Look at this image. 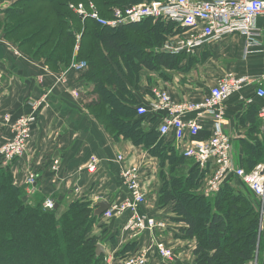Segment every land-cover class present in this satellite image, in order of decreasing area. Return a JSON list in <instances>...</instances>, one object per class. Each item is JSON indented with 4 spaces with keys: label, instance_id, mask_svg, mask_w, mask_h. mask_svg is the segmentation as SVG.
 Segmentation results:
<instances>
[{
    "label": "trees",
    "instance_id": "obj_1",
    "mask_svg": "<svg viewBox=\"0 0 264 264\" xmlns=\"http://www.w3.org/2000/svg\"><path fill=\"white\" fill-rule=\"evenodd\" d=\"M8 1V6L0 7L4 37L55 71L86 61L82 77L97 98L87 105L91 113L114 137L142 145L159 159L158 205L169 207L177 221L186 223L182 236L195 240L191 264H247L261 258V204L252 198V191L246 185L247 192L238 187L231 176L217 193H202L213 168H201L177 151L167 140L169 136L160 134V113H137L141 102L131 87L139 84L142 70L164 74L189 56L160 50L182 28L152 18L109 27L89 17L82 19L71 8L92 2L101 17L109 19L116 7L152 0H0ZM196 137L207 136L200 133ZM252 147L246 150V171L259 163L264 141ZM12 170L0 165V264H105V254L96 252L100 234L93 232L103 218L94 215L93 201L86 197L70 200L58 214L59 208L44 206L46 197L26 201L25 190L14 183ZM51 197L59 204L64 202L58 194ZM139 247L128 241L116 250V256L129 255ZM151 264L163 263L155 257Z\"/></svg>",
    "mask_w": 264,
    "mask_h": 264
},
{
    "label": "crops",
    "instance_id": "obj_2",
    "mask_svg": "<svg viewBox=\"0 0 264 264\" xmlns=\"http://www.w3.org/2000/svg\"><path fill=\"white\" fill-rule=\"evenodd\" d=\"M8 5L7 2H0V7ZM257 24L263 29L260 37L263 51L246 54V38L238 33L229 34L217 42L200 47L194 54L182 52L189 56L177 69L167 70L164 74L143 69L137 87H130L141 104L150 100L154 86L169 90L175 101H198L209 93L218 78L227 73L261 78L264 75V18H259ZM160 50L163 51V47ZM208 51H211V55ZM83 72L70 68L52 70L44 60L30 57L0 31V144L10 138L12 123L29 114L32 104L41 103L38 105V117L33 125L28 152L11 166L15 184L27 190V172L32 168L38 176L35 196L52 198L58 194L64 200L58 211L64 209L66 202L82 197L91 199L93 205L98 198L110 203L121 202L128 194L121 179V167L144 160L147 165L143 181L149 197L154 183L159 184L158 174L154 173L157 158L142 145H134L122 136L114 137L96 119L87 105L97 98L92 94V85L83 79ZM75 89L79 92L78 97L72 93ZM258 89V83L248 84L224 102V131L231 138L233 159L241 167L245 164L246 150L253 148L254 140L264 138V119L260 116L264 97L257 95ZM6 115L11 116L9 121L5 119ZM164 115V112L160 113V122ZM195 116L193 113L192 117ZM200 123L203 126L201 134L208 138L212 118L205 116ZM167 140L183 154L182 143H177L171 137H167ZM119 154L125 155V162L118 161ZM93 156L99 160L98 169L90 173L87 165ZM55 159L59 161L56 170L53 169ZM206 179L205 195L215 194L206 191ZM231 182L248 191L240 178L234 177ZM156 193L151 199L149 197V203L143 209L165 219L168 229L154 232L155 237L173 245L176 259L171 264H184L188 258L194 260L195 240L184 238L181 232L186 223L177 221L169 207H160L159 190ZM249 193L259 200L255 194ZM28 199L30 195L26 196ZM126 221L125 216L107 221L108 227L105 229H112L116 233V241L110 244L108 251H115L122 242L123 245L135 241L139 246L147 245L152 240L153 234L148 231L138 237L124 233ZM261 258L257 256L247 264H263L264 255ZM191 260L188 259L186 264H191Z\"/></svg>",
    "mask_w": 264,
    "mask_h": 264
},
{
    "label": "built area",
    "instance_id": "obj_3",
    "mask_svg": "<svg viewBox=\"0 0 264 264\" xmlns=\"http://www.w3.org/2000/svg\"><path fill=\"white\" fill-rule=\"evenodd\" d=\"M71 8L82 19L89 17L109 27L140 22L148 18L172 21L183 30L169 38L165 44L164 51L172 54L182 52L194 54L200 47L235 33L246 38V54L263 51L260 40L263 29L257 23L259 18H264V0H152L126 8L116 7L113 9L112 18L109 19L102 18L92 2L88 5L78 3L71 5ZM86 67V61L81 60L72 63L69 68L81 72L85 71ZM252 83L259 84L257 95L263 98L264 75L261 78H253L227 73L218 78L209 93L198 101H175L169 90L154 86L151 89L150 100L146 104H140L137 113L140 116L150 112L165 113L158 128L160 134L182 143L184 156L193 159L201 168H213L206 177L208 193H217L231 176L240 178L260 201V232L262 233L264 163L256 164L250 171L236 165L232 157L231 138L225 133L223 126L224 102ZM72 93L75 97L79 96L77 89ZM40 104L38 102L32 104L29 114L17 118L12 123L10 138L0 144V163L3 166H12L15 161L27 154ZM193 113L196 114L195 117H192ZM205 116L212 118L211 134L208 138L200 139L196 136L203 129L200 120ZM260 116L264 119V106L260 110ZM10 117L6 115L5 119L9 121ZM118 161L125 162V155L119 154ZM98 162V158L93 156L88 162L87 170L95 173ZM58 164L59 161L55 159L53 169L56 170ZM146 165L147 162L142 160L121 167L120 175L128 192L127 197L121 202H112L103 217L111 220L125 216L127 221L123 228L124 233H132L133 236L138 237L148 231L153 234L152 240L149 244L140 245L136 251L123 257L116 256V251H107L105 264H150L155 257L160 258L162 263L170 264L176 259L173 245L157 239L154 235L156 231L167 230V222L143 209L149 203L143 181ZM37 178L36 172L30 168L26 179L29 194L36 192ZM100 200L101 198H98L95 202ZM55 204L54 199L47 198L44 206L54 208Z\"/></svg>",
    "mask_w": 264,
    "mask_h": 264
},
{
    "label": "rangeland",
    "instance_id": "obj_4",
    "mask_svg": "<svg viewBox=\"0 0 264 264\" xmlns=\"http://www.w3.org/2000/svg\"><path fill=\"white\" fill-rule=\"evenodd\" d=\"M11 1H8V3H10ZM92 19V18H91ZM169 39V38H168ZM168 39L165 41V44L167 43V41H168ZM175 40V39H174ZM11 41V40H10ZM165 44H164V46H162L163 47V50H164V47H165ZM208 54L209 55H211V51H208ZM215 67H217L216 65H215ZM249 138H252V136L250 137L249 136ZM263 140H264V138H263ZM263 140H260V139H257V140H254V142L255 143H258V142H262ZM233 157V156H232ZM157 158V157H156ZM259 158H261L260 159V161H259V163H264V154L261 156V157H259ZM234 160V159H233ZM156 163V165H154V168H155V170H154V173L155 172H157L156 174H158V178H159V184H155L154 183V185H153V187L154 188H152V189H150V199H151V197H154L157 193L156 192H158V190H159V187H160V185H161V179H160V176H159V171H160V167H159V164H160V161H159V159L157 158V161L155 162ZM0 165L3 167V165L0 163ZM156 177V176H155ZM157 177H156V179H158ZM15 183V182H14ZM23 188V187H22ZM243 188V187H242ZM24 190H25V200H26V196L27 195H30V200L31 201H38V200H40L41 198H44V197H39V196H35V194L36 193H34V194H29L28 192H27V190H26V188H24ZM201 192L202 193H206L205 192V189L204 188H201ZM56 195V194H55ZM149 197H148V199H149ZM47 198V197H46ZM46 198H45V200H44V204H45V201H46ZM29 200V199H28ZM27 201V200H26ZM66 204H67V202H66ZM48 209H53V208H48ZM64 209H66V205H65V207H64ZM64 209L63 210H60V211H58V214H60V213H62L63 211H64ZM106 227H108V224H107V221H106V219H101V221L100 222H97V223H95V226H94V234H100V240H99V243H101V244H103L104 246H106V249L108 250V247L110 246V244H114V241H116V235H115V233H114V230H112V229H109V230H107V229H105ZM103 229H104V231H103ZM113 234V235H112ZM107 235V236H106ZM112 235V236H111ZM123 243V242H122ZM122 243L120 244V247L119 248H116V247H114V248H116V250H119L123 245H122ZM192 253V252H191ZM188 259H190L191 260V258H188ZM188 259L187 260H185V262L186 263H188ZM192 261V263H193V260H191ZM186 263H184V264H186ZM171 264V263H170Z\"/></svg>",
    "mask_w": 264,
    "mask_h": 264
},
{
    "label": "water",
    "instance_id": "obj_5",
    "mask_svg": "<svg viewBox=\"0 0 264 264\" xmlns=\"http://www.w3.org/2000/svg\"><path fill=\"white\" fill-rule=\"evenodd\" d=\"M60 200H62L60 198ZM60 204L57 202L55 204V209H58ZM110 207V202L107 200L97 201L94 204V215L95 216H102ZM263 237H264V221H263ZM96 252L98 255L105 253L104 245L101 243L97 244ZM264 264V263H263Z\"/></svg>",
    "mask_w": 264,
    "mask_h": 264
}]
</instances>
